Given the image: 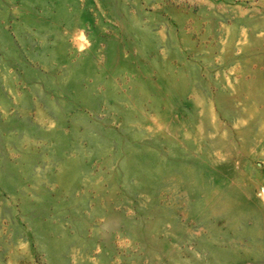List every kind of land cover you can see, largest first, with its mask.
<instances>
[{
	"label": "rangeland",
	"instance_id": "obj_1",
	"mask_svg": "<svg viewBox=\"0 0 264 264\" xmlns=\"http://www.w3.org/2000/svg\"><path fill=\"white\" fill-rule=\"evenodd\" d=\"M0 264H264V0H0Z\"/></svg>",
	"mask_w": 264,
	"mask_h": 264
}]
</instances>
